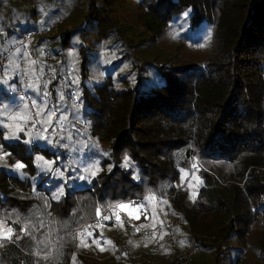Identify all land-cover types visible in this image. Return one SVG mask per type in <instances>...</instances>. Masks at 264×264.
<instances>
[{"label":"trees","instance_id":"1","mask_svg":"<svg viewBox=\"0 0 264 264\" xmlns=\"http://www.w3.org/2000/svg\"><path fill=\"white\" fill-rule=\"evenodd\" d=\"M88 1L74 31L92 36L80 47L81 79H73L80 106L71 107L64 86L49 84L52 107L35 105L46 135L28 131L30 140L20 133L2 146L0 222L11 237L0 238V264H86L75 254L76 228L98 209L109 215L114 204L148 197L180 222V245L166 244L159 261L173 264L191 236L205 255L213 251V264L225 242L229 264H264V0H135L137 26L125 29L113 17L114 0ZM71 34L60 28L49 38L59 77L67 62L55 57ZM98 49H112L114 60L90 85L85 65ZM142 49L155 55L141 58ZM18 59L0 68L15 92L24 86ZM5 91V99L18 96ZM191 161L200 164L191 170ZM74 172L83 187L69 195L60 184ZM162 228L165 237L171 229ZM124 234L110 240L111 250L131 243Z\"/></svg>","mask_w":264,"mask_h":264},{"label":"rangeland","instance_id":"2","mask_svg":"<svg viewBox=\"0 0 264 264\" xmlns=\"http://www.w3.org/2000/svg\"><path fill=\"white\" fill-rule=\"evenodd\" d=\"M88 2V0H0V50L4 51L9 46L13 45L26 29L34 28L39 31L45 29L47 30L49 29L48 27L50 23L60 19L61 21H63V26L61 25L62 27L60 26L59 29L62 28L63 30L71 31V43L63 51L59 50V54L55 57V61L57 64H60L64 57L65 61L67 62V65L65 66L67 73H69L71 77L77 82V80L81 79V58L79 55L80 47L81 44L90 46L92 44V36L89 34L87 37L82 38L79 34L80 31H74L80 30L83 27V21L86 17L85 4H87ZM91 2L97 4L100 2V0H91ZM135 4V0H114L111 3L110 9L112 11L113 17L115 20H117L119 26L122 29H125V26L127 25H131L133 28L137 26L136 16L138 13L134 9ZM54 14L56 15V18L53 16ZM58 31L56 33L54 32L53 35L57 34ZM4 41H6L7 43L3 44ZM52 47H49L50 52L51 49L52 51L57 49L54 47V45H52ZM51 53L53 54V52ZM113 53L114 51L112 49L106 52H104L103 49H98L96 52L92 51L88 54V62L85 65V80L88 84H100L103 78L111 72L110 67L112 61L114 60V58L112 60ZM153 55H155L154 51L149 52L145 51L144 49H142L139 53V56L145 59H150ZM16 58H19L18 63L20 64L19 66L22 69V74H20L21 82L27 78L30 80L28 86H26V83H22L24 86L21 87V89H19L18 91L23 95L29 97L31 101H35V105L37 103L40 106L45 105L41 102V98L45 95L46 91L44 92L42 90L41 94V89L37 81L38 77L34 70V63H32L33 61L26 53L20 50L15 51V53L10 56L9 62L11 63ZM0 86L6 90L5 92H15L14 87L8 88L7 86L6 88L2 80H0ZM15 93L17 96L18 92L16 91ZM26 104L27 103L19 95L14 98L5 99L0 93V159H2V157L5 155L2 153V146L6 142L16 141L19 138L20 133H24V135L28 134L27 138L29 140L31 139V135H29V132L27 130L30 126L29 122L31 121ZM47 129L48 125H43L42 123L40 131L43 130L45 132H39L45 134L47 132ZM12 133H14V135H11ZM64 144L66 146L69 145L67 140H65ZM38 160L39 158L37 156H34L32 159V161L35 162H37ZM47 162L51 163L50 160H47ZM1 164L4 166L6 165V163L2 161ZM196 164L200 163L198 161H191L190 169L194 170V166ZM52 168L53 166L49 170H51ZM79 179L81 178L78 172L72 173L69 177H64L62 179V184H60L63 192H65V190H69V195H71L72 190L82 188V181H79ZM43 185L47 186L48 184ZM74 197H76V195H74ZM87 199L89 200V203L91 205L92 197L89 196ZM155 203L159 204V200H154V198L148 197L142 203H139L138 201H125L114 204L131 206L130 210L133 211L135 210V208L141 205H143L144 208L141 209L139 213H137L138 215H140V219H132L129 217L127 212L121 211L119 209L118 213L122 215H119L121 218L120 221H117L116 218L112 222L109 220L108 223L110 224H104L103 227L98 229V231L96 232L104 239V242L102 244L94 242V238L90 236L79 237L76 232L81 226H78L74 231L75 236H77L78 238V244L75 250V254L78 255L81 260L84 259L86 264H140L139 262L142 261L147 264H169L170 258L164 262L159 261L160 252L158 251L162 250L166 244V246H169L168 241L171 234H173L177 239L176 245L173 244L172 246L180 245V240L175 234V231L180 226V222L179 220H175L174 217H171L167 214L163 207L164 204H162L160 209H155ZM110 208L109 214L114 212V210H111ZM145 216L147 218H145ZM142 221L143 223L150 221V223H148L149 227L145 226V228H142ZM121 222L122 224H124V222L128 223V227L126 228L124 226H121ZM161 224L171 229V231L165 237H162L163 228ZM157 226H159L162 230V234L160 236V239H162V247L152 255L153 257L150 256V258H144V255L152 247L151 240L144 238L147 243L146 245H144L145 247H142L139 243H135L134 239L136 238V235L131 231V228L134 230L136 227H139L140 229L147 230ZM6 233L7 231H5L4 226L0 225V237H3ZM124 233L131 234V243H120L118 247H115L114 250H111L110 243L112 242H110V240L114 242L116 238H121L122 236H124ZM138 238L140 241H144L143 237H141L142 239L140 237ZM225 246L226 242L222 243L221 251H218L216 261L217 264H229L228 261H230V257H227L229 256V253L224 250ZM125 248H129L131 250V254L125 255L124 253L123 255H120L119 251H123V249ZM188 249L189 243L187 249L180 251L179 253H176L174 255L175 261L173 264H177L176 256L179 254L183 255V253L185 254ZM166 250H169V247H167L165 251ZM209 254L210 255H205L203 251H200V254L190 260L188 264H213V251ZM126 260H129V262L126 263ZM73 261L78 263L76 257L73 258Z\"/></svg>","mask_w":264,"mask_h":264},{"label":"built area","instance_id":"3","mask_svg":"<svg viewBox=\"0 0 264 264\" xmlns=\"http://www.w3.org/2000/svg\"><path fill=\"white\" fill-rule=\"evenodd\" d=\"M62 25V21L60 19L55 20L51 23V26L49 29L44 31L34 30L30 32H26L20 35L18 40L15 41V43L11 46H9L6 50L1 51L0 50V68L4 67L9 64L10 56L15 53V51L20 50L24 53H26L29 58L34 62V70L38 77V81L42 87V90L46 93L41 98L42 103H48L50 107H52V103L49 100V94L47 92L48 85L53 84L55 82H58L60 85L64 86L67 90V98L68 101L71 104V107L76 110L80 103L77 99V93H76V86L74 84L73 78L69 73H65L63 76H58L55 74L54 69L52 67L53 63V56L52 53L49 50L50 47V40L49 38L53 35V33L57 32L59 27ZM7 42L4 41L3 44H6ZM36 47H39L36 49ZM26 79L22 81V83H26ZM3 88L0 86V90ZM4 90V89H3ZM19 96L22 97V99L27 103L28 111L31 116V122L30 126L28 127V131L31 134H36L40 131V128L42 126V122L39 116H37V112L35 109V106H33L32 101L29 97L23 95L21 92L17 91ZM8 95H12V92H8ZM76 122H79L76 120ZM82 125V123H80ZM60 132L64 131V126L61 125L59 128ZM49 134H53V131H49ZM119 205H114L110 209L114 210L113 213L108 215H105L103 212L100 211V217L96 216V218L90 222H87L83 224L80 228H78L76 234L79 237H85L90 236L94 238V241L98 244H102L104 242V239L99 236L96 232L98 229L103 227L104 224H107L109 220H104V216L110 217V221L112 222L117 215L122 216L120 213H118L119 208L117 207ZM110 224V223H108ZM135 232L139 235H141L145 239H150L152 247L148 252L144 255V258H150L155 252L160 250L162 247V239H160V236L162 234V230L159 226L154 227L152 229H140L139 227H136ZM189 249L183 253V255H177V264H188L190 260L197 257L200 254L201 249L195 245L193 237H189ZM169 245H173L177 243L176 237L171 234L169 236ZM129 255L131 254V250L129 248L123 249V251H119L120 255Z\"/></svg>","mask_w":264,"mask_h":264},{"label":"snow or ice","instance_id":"4","mask_svg":"<svg viewBox=\"0 0 264 264\" xmlns=\"http://www.w3.org/2000/svg\"><path fill=\"white\" fill-rule=\"evenodd\" d=\"M32 63H34V62H32ZM32 86H34V85H32ZM32 103H33V106H35V101H33ZM41 112H43V108L39 109V111L37 112V116H39ZM54 115H55V112H50V113L48 114V122H49V123L51 122V118H52V116H54ZM11 135H14V133H12ZM5 155H6V154H5ZM16 167H17V168H21V167H23V165H22V164H17ZM95 174H96L95 172H92V175H95ZM117 207H118L121 211H125V212H127L128 215H129V217L132 218V219H140V215H138L137 213H139V212L141 211V209L144 208V206L141 205V206L135 208V210L133 211V210H130L131 206H128V205H123V204H121V205H119V206H117ZM145 211H146V209H145ZM100 214H101V213H100V210L98 209V210H97V216L100 217ZM145 218H147V217L145 216ZM103 219H104V220H110V217H108V216H104ZM120 219H121L120 216L117 215V216H116V220H117V221H120ZM0 225H2V222H0ZM121 226H123L122 222H121ZM10 237H11V229H8V230H7V233H6L3 237H0V238H10ZM94 242H96V241H94Z\"/></svg>","mask_w":264,"mask_h":264}]
</instances>
